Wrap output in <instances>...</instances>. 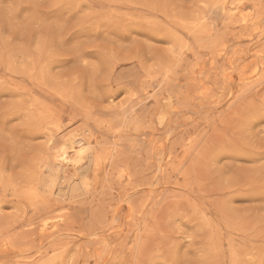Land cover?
I'll return each mask as SVG.
<instances>
[{
	"label": "rangeland",
	"instance_id": "rangeland-1",
	"mask_svg": "<svg viewBox=\"0 0 264 264\" xmlns=\"http://www.w3.org/2000/svg\"><path fill=\"white\" fill-rule=\"evenodd\" d=\"M0 264H264V0H0Z\"/></svg>",
	"mask_w": 264,
	"mask_h": 264
},
{
	"label": "bare ground",
	"instance_id": "bare-ground-1",
	"mask_svg": "<svg viewBox=\"0 0 264 264\" xmlns=\"http://www.w3.org/2000/svg\"><path fill=\"white\" fill-rule=\"evenodd\" d=\"M170 100H171V99H170ZM131 121H132V120H131ZM173 122H174V121H173ZM173 122H172V123H173ZM129 123H130V122H129ZM134 124H135V123H134ZM109 126H110V125H109ZM135 126H136V125H135ZM133 128H134V127H133ZM133 128H132V129H133ZM167 131H168V130H167ZM170 131H171V130H170ZM168 132H169V131H168ZM171 133H172V131H171ZM165 135H166V134H165ZM85 147H86V146H85ZM62 160H66V161H67V157H66V154H65V153L62 154ZM157 171H158V170H157ZM75 234H76V233H75ZM89 237H90V236H89Z\"/></svg>",
	"mask_w": 264,
	"mask_h": 264
}]
</instances>
